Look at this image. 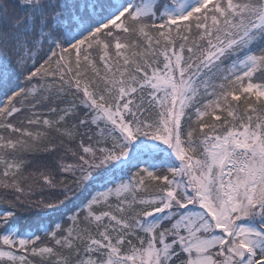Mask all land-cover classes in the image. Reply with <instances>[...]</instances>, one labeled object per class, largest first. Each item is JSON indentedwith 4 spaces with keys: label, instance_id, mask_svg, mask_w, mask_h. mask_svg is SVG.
Masks as SVG:
<instances>
[{
    "label": "snow or ice",
    "instance_id": "6c2138e0",
    "mask_svg": "<svg viewBox=\"0 0 264 264\" xmlns=\"http://www.w3.org/2000/svg\"><path fill=\"white\" fill-rule=\"evenodd\" d=\"M0 264H264V0H0Z\"/></svg>",
    "mask_w": 264,
    "mask_h": 264
}]
</instances>
